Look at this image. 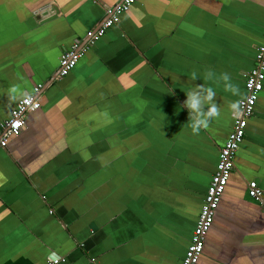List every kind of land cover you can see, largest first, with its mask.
<instances>
[{
    "label": "crops",
    "instance_id": "0c3cea01",
    "mask_svg": "<svg viewBox=\"0 0 264 264\" xmlns=\"http://www.w3.org/2000/svg\"><path fill=\"white\" fill-rule=\"evenodd\" d=\"M116 0H0V121L13 84L38 93L0 149V264H179L228 101L206 69L243 79L264 33V0H136L55 80ZM195 70L199 79L192 81ZM211 84L222 114L192 134L189 86ZM255 182L261 202L250 199ZM197 264H264V82Z\"/></svg>",
    "mask_w": 264,
    "mask_h": 264
},
{
    "label": "built area",
    "instance_id": "2783aa9c",
    "mask_svg": "<svg viewBox=\"0 0 264 264\" xmlns=\"http://www.w3.org/2000/svg\"><path fill=\"white\" fill-rule=\"evenodd\" d=\"M136 0H116L113 7L104 9V16L101 24L88 30L84 39L85 42L75 41L64 50L58 59L57 73L55 80L63 78L71 71L78 59L104 32L117 24L119 17L125 13ZM264 82V33L261 44L254 50L253 65L246 72L243 79V104L238 117L231 115V127L223 145L218 149L214 171L211 174L205 193L201 199L199 211L190 234L189 242L184 251V255L179 264H197L202 253L205 235L209 230L215 211L223 194L229 176L233 169V156L237 151L244 137V130L247 120L254 112V105L258 94L263 88ZM41 86L32 89L33 101L30 105H24L17 101L10 110L7 119L0 121V149L6 146L9 138L16 137L24 126L25 116L39 108L38 93ZM247 196L255 202H261V191L255 182L246 184ZM61 259L51 258L44 264H58Z\"/></svg>",
    "mask_w": 264,
    "mask_h": 264
},
{
    "label": "clouds",
    "instance_id": "9594fccd",
    "mask_svg": "<svg viewBox=\"0 0 264 264\" xmlns=\"http://www.w3.org/2000/svg\"><path fill=\"white\" fill-rule=\"evenodd\" d=\"M199 79L197 71L191 73V80ZM205 81L215 84L217 87L222 86L223 90L230 93L236 100L228 101L226 104L227 111L233 118L238 117L243 104L240 88L232 81L230 73H217L214 69L208 68L203 73ZM211 84H201L199 86H189V90L185 92L186 99L183 102V107L188 111L187 126L192 134H199L202 129H207L213 119L221 117L222 108L220 104L215 102L217 92ZM8 99L12 102H21L24 105H30L33 101V96L28 91L21 88L19 84L11 85L7 90Z\"/></svg>",
    "mask_w": 264,
    "mask_h": 264
},
{
    "label": "flooded vegetation",
    "instance_id": "af4514ba",
    "mask_svg": "<svg viewBox=\"0 0 264 264\" xmlns=\"http://www.w3.org/2000/svg\"><path fill=\"white\" fill-rule=\"evenodd\" d=\"M219 148H220V147H219ZM219 148H218V149H219ZM247 183H248V182H247Z\"/></svg>",
    "mask_w": 264,
    "mask_h": 264
}]
</instances>
